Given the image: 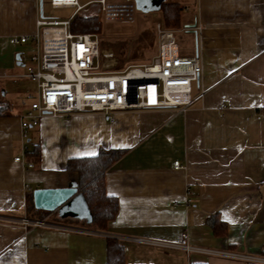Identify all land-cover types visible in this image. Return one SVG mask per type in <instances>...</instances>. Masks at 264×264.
Segmentation results:
<instances>
[{"label":"crops","instance_id":"1","mask_svg":"<svg viewBox=\"0 0 264 264\" xmlns=\"http://www.w3.org/2000/svg\"><path fill=\"white\" fill-rule=\"evenodd\" d=\"M183 7L188 54L199 57L202 74L193 84L197 99L184 111L161 109L46 114L22 151L20 117L29 103L17 54L34 48L41 0H0V264H107L108 239L122 245L128 264H264V0H166ZM160 10V9H159ZM190 28L184 29L186 26ZM200 27V28H198ZM176 31V29H174ZM15 36H28L16 44ZM104 149L125 152L106 171L109 195L119 199L106 230L83 219L48 221L94 229L92 234L28 227L3 218H39L29 209L28 187H77L69 159ZM179 160L182 168H175ZM188 187L193 192L187 204ZM217 214L227 232L207 223ZM191 244L254 259L162 249L136 238Z\"/></svg>","mask_w":264,"mask_h":264},{"label":"built area","instance_id":"2","mask_svg":"<svg viewBox=\"0 0 264 264\" xmlns=\"http://www.w3.org/2000/svg\"><path fill=\"white\" fill-rule=\"evenodd\" d=\"M49 3L54 9H73V13L69 17L43 15L37 21V33L31 37L35 47L20 52L25 72L19 76L35 82L38 91L36 96L31 94L28 97L30 102L20 117L22 151L16 156V161L27 164L29 168L34 166L24 157L28 149L26 140L32 128L38 126L46 114L60 116L89 111L111 114L118 110L162 107H178L185 111L197 99L193 95V84L199 80L203 71L200 59L195 54H182L175 30L169 29L162 22L159 21L156 26L158 54L149 63L117 70L106 67L102 62L100 40L96 33L72 30L75 16L94 5L99 7L101 19L105 23H130L135 20L138 12L135 0H49ZM29 40L28 36L13 38L16 44L27 43ZM174 167L182 168L181 162L177 160ZM28 189L32 190L31 187ZM192 195L188 187L187 204L191 203ZM3 219L21 224L24 229L42 226L88 234L95 232L94 229L55 223L48 219H32L25 215ZM135 240L181 252L188 257L195 252L254 259L240 253L191 244L187 231L181 234L177 242L152 238Z\"/></svg>","mask_w":264,"mask_h":264},{"label":"trees","instance_id":"3","mask_svg":"<svg viewBox=\"0 0 264 264\" xmlns=\"http://www.w3.org/2000/svg\"><path fill=\"white\" fill-rule=\"evenodd\" d=\"M160 10L163 12L165 23L168 26L178 28L182 26L181 16L183 7L179 3L165 1L162 3ZM98 14L99 11L96 15L87 11L78 14L72 20V30L82 33H100L102 26L100 25V17ZM10 106L7 101L0 102V118L9 115ZM124 152V149H104L90 157L71 158L67 163L66 170L79 173L78 189L84 195V198H86L91 213H93L92 224L88 225L90 227L93 226L101 230H106L108 223L118 214L119 199L107 193L105 176L108 168ZM33 191L30 190L27 194L29 209H34ZM37 211L45 212L43 210ZM49 212L45 213L48 214ZM207 223L217 235H222L227 232V224L220 220L217 214L210 215ZM108 241L107 264H128L122 245L114 239H108ZM262 251L264 255V247Z\"/></svg>","mask_w":264,"mask_h":264},{"label":"rangeland","instance_id":"4","mask_svg":"<svg viewBox=\"0 0 264 264\" xmlns=\"http://www.w3.org/2000/svg\"><path fill=\"white\" fill-rule=\"evenodd\" d=\"M85 1L82 0V2ZM96 10L99 11L97 5L87 7L85 11L96 15L98 13ZM44 11L48 17H69L73 13V9L70 8H52L49 0H44ZM98 15L102 31L96 34L100 40L101 60L106 67L109 66L108 68L126 69L131 65L149 63L158 54L156 26L159 21L169 29H176L175 35L182 54L188 55L194 48V41L185 34L183 29L171 27L165 23L164 14L161 10L157 12L138 10L135 20L130 23H105L101 19L100 11ZM20 80L27 81L26 79ZM27 88L29 93H33L34 96L37 95L38 87L35 82L28 81ZM45 212L32 213V215L36 214L40 219H46Z\"/></svg>","mask_w":264,"mask_h":264},{"label":"water","instance_id":"5","mask_svg":"<svg viewBox=\"0 0 264 264\" xmlns=\"http://www.w3.org/2000/svg\"><path fill=\"white\" fill-rule=\"evenodd\" d=\"M166 0H135L137 10L142 12H157ZM41 13H43L44 0H41ZM20 58V54H17ZM34 206L37 210L57 211L61 219H83L90 225L93 221V213L89 208L84 195L78 186L62 187H37L33 191Z\"/></svg>","mask_w":264,"mask_h":264}]
</instances>
